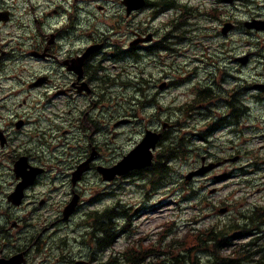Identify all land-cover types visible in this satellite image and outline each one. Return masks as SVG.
Segmentation results:
<instances>
[{
  "label": "rangeland",
  "instance_id": "rangeland-1",
  "mask_svg": "<svg viewBox=\"0 0 264 264\" xmlns=\"http://www.w3.org/2000/svg\"><path fill=\"white\" fill-rule=\"evenodd\" d=\"M5 1L8 7L13 11L14 17L24 22H31L35 19H45L47 20L46 22H72V20H68L69 15L71 13L75 14V18L80 17V22H84L82 24L83 26H81L82 30L87 29L89 31V27L91 26L92 29L94 24H97L98 27L101 26L103 30H112L108 37L111 38L112 41L116 39L119 40L121 51H127L130 43L137 41L134 39V34H132V31L137 28L146 32L144 35H148L149 33L155 34L158 44L154 45H157V48L153 45L154 47L152 49L141 53L142 55L137 60L132 58L129 59L125 56V58L120 61L119 65L111 62L108 66L117 65L119 68L125 69V75L130 74L133 78L137 76L139 77L138 81L143 79L149 83L151 95L155 96L158 102H156V106L150 109H140V107H138V109L140 110L141 119L144 117L149 118L150 114H152L157 121L155 126H159L158 128L162 125L161 122L163 120H165L164 122L175 125L176 121L174 118L176 115L171 116V112L178 113L179 106L182 105V103L192 101L194 99L195 89L208 87L212 82L213 85L216 82L217 87L220 89L232 87L230 82L224 79L223 73L218 70V67L237 70L240 69V67L233 62L232 58L234 56L246 54L248 52H256L258 48L264 53V47H259V44L264 46V34H247L248 30L242 26V23L252 19L264 20V0H242L232 5H227L223 3L222 0H178L192 7L194 10L206 12L203 15H198L197 19H193L188 25L180 27L178 31H174V26L171 24L172 22H168L171 18L176 16L174 11H168L167 14H161L154 18L152 15L155 13L156 9L153 8H149L140 13V16L136 18L138 22H134L133 20V22H130V26H126V23L121 22V28L116 30L115 26L118 24L119 18L123 13L122 9L117 5L121 0H78L77 2L76 0ZM258 4L261 6L260 8L257 6ZM32 7L37 8L36 15ZM102 7L106 9L102 10ZM212 8L216 10H212ZM55 9H59V15L52 19H48L46 17L47 12ZM66 10H68V12H66ZM216 14H219L217 16L219 19L214 17ZM228 22L236 25L240 24V26L234 29L229 36L225 37L222 35V28L224 24ZM178 23L179 22H175V24ZM169 32H173V34L167 38ZM181 32L187 35H182ZM180 34L181 37L179 38L178 36H180ZM158 45L162 51H157L155 53V50L158 49ZM166 47H168L169 50L163 51ZM209 56L214 57L213 61L215 65H208L210 63ZM247 70H250V73L246 72L249 80H251V77L264 76V60L262 61L258 58L254 59ZM119 72L121 73V71ZM141 73L144 74L140 75ZM237 76L243 77L240 72L237 73ZM166 81L168 85L173 83V81L180 85L160 90L159 85ZM255 81L256 80H252V82ZM262 83H264V80L255 82V84ZM134 86H130V90L124 91L125 103L129 105H120L121 108L118 110V113H120L121 116L128 113V111L136 105H131L132 101L130 97V92H133ZM222 90L226 91L225 89ZM255 90L249 91V101H251L249 104L253 106L256 117H252V122L248 123L249 126L252 127H249V129L243 133V136L236 140L240 148L239 152L244 159L242 162L233 163L235 164L234 166L229 165L225 167L238 171L235 178H233L231 182L226 183L229 185L224 184L222 187L221 185L223 183L216 185L218 188H222L218 195L210 198L207 193L204 192L202 201L185 202L182 208H180V203H177V201L182 199V195H177L178 193L172 191V189H163L158 194H152L151 196L153 197L151 199H147L143 197L141 189L138 187L136 188V182L131 185L128 183L123 184L120 189L119 185H105L101 178L95 173L91 174L80 188L83 195L82 207L70 223L64 224L59 222V216L61 214L58 213L57 206L60 202L52 203L51 208L45 212L43 218L40 219V216L37 215L27 221V223H32L36 226L37 234L35 235L34 241L39 238V244L31 251L30 264H63L62 256L59 251L60 247L66 249L65 254L70 256V258L83 253L89 255L91 248L88 249V246H91L92 243L91 237L86 236V234L91 232L89 225L94 223V218L91 216L97 213H99V215L103 214L108 208L114 207L118 200H121L122 205L133 207L135 216L133 222L134 234H129L130 236L128 234L120 235L113 244L112 251L110 250L109 253L102 255L100 257L102 261H97L95 264H128L123 258L122 253L131 246H134V250L139 254L151 252L153 257L149 259L148 262L161 261L163 252L166 246H168L165 244H170L171 242V238L166 237L169 223L173 221L177 223L175 226L178 232L175 234L174 229H169V231H173L174 237L182 241L186 237V230H184V228L188 218H197L198 215L200 218L202 217V220H198L200 225L196 226L198 230L209 228L213 225H220V228L224 229L223 226L225 224H230L234 218L237 220V217L240 215L239 210H241V212L248 210L253 202L259 201L264 203L263 194H257V191L254 190L253 187L243 182L240 176L243 171L242 173L239 171L240 168H245V165L250 161L254 162L257 155L264 156V126L263 130L259 133L251 131V128L254 126L261 125L260 121L264 124L263 106L258 104L255 100L250 99L252 96L257 95L256 93L258 90ZM54 96L53 98H56L54 101L56 104H60L64 100L60 98L61 96H56V94ZM246 97L248 98V96ZM46 98L49 97L47 96ZM84 103L85 101L82 100L80 103L81 106ZM159 106L163 108V111H159ZM197 109L198 112H202L203 110L201 107ZM95 112L97 114L99 113L98 110L95 109L92 116H95ZM97 119L99 120L100 118ZM177 120L182 121L181 119ZM132 130H134L133 124L116 130L121 134L116 137L117 139L115 138V141L119 143L110 151L103 147V161L105 163H116L121 157V154L125 151H130L140 141V135L133 134L132 132L134 131ZM177 130L178 129H174L170 131L172 134H175ZM182 130L185 129L182 128ZM112 132L113 131L110 129L109 141L111 142H113ZM220 134L221 132L217 133V135ZM218 147L226 151L229 145L221 143ZM219 148L212 149L210 154L214 157L224 158V153ZM195 160L197 162L190 161V159L181 160L173 165L174 173L172 179L176 181L181 190L188 191V187L190 186V194H192L193 190L197 191L202 185L209 186V189L215 186L209 185L212 184L209 183V178L203 180V182L195 180L190 185L185 184L184 177L191 170L200 166L197 165V163L199 164L201 162L200 155H197ZM65 172L66 169L62 168V173ZM219 173L220 172L214 174L219 175ZM248 178L251 179L252 177L249 176ZM120 183H122V181L118 182V184ZM233 188L237 191L235 194L236 197L226 203L235 206L236 209H232L230 213L227 212L224 215L219 214V210H215L213 205H219L222 199L227 198L231 194ZM51 190H53V188H51ZM151 193H153L152 189ZM246 193L248 199L242 201V199L246 197ZM60 194L61 196L64 195L62 192L60 193L58 191L50 193L54 198H57ZM68 195H70V188L68 190ZM220 197H222L221 200ZM235 198H238V200L236 201ZM209 204L211 206L210 208L208 207ZM242 205L244 207H241ZM92 210L95 211L93 212ZM18 214H20V212ZM26 214V212H23L21 216H25ZM239 223L242 227L247 228L242 221ZM125 224L126 222L122 221L120 226H125ZM28 230L32 229L29 228ZM16 235L20 241H23L26 237V233H17ZM252 237L255 238L256 236ZM59 239H64V241L60 242ZM252 240L250 236H246V238L236 239L234 243H242L244 241L253 243ZM262 241H260V244L261 248L264 249V242ZM194 243H196L194 237L187 238L184 247H189ZM156 247H161V249L157 250ZM171 249H176V254H180L181 251H184L183 248L177 249V247ZM168 250L170 249H166V251ZM112 252L115 254L114 258L116 259L110 262L111 256L108 254ZM170 254L166 255L169 259L171 257ZM224 254L229 255L232 253L231 251H226ZM207 255V253L202 255V259L205 261L208 260ZM260 258L259 254L251 255L249 259L243 261L241 264H258L255 260ZM209 262L210 261L204 262V264H209ZM200 263L203 264V262ZM136 264L142 263L138 261Z\"/></svg>",
  "mask_w": 264,
  "mask_h": 264
},
{
  "label": "flooded vegetation",
  "instance_id": "flooded-vegetation-1",
  "mask_svg": "<svg viewBox=\"0 0 264 264\" xmlns=\"http://www.w3.org/2000/svg\"><path fill=\"white\" fill-rule=\"evenodd\" d=\"M7 11L8 9L3 6V1L0 0V12ZM165 12L166 10H162L158 16ZM184 16L177 22H190V17L193 15L185 13ZM74 27V22H40L38 20L20 22L13 17L7 22H0V259H2L0 264H10L15 252L19 250L26 252L29 257L31 250L39 244V238L33 240L36 233L34 225L21 220V224L15 228L12 220L16 218L19 208L10 203V196L22 180L15 171L16 166L21 175L26 178L34 177L31 183L33 186L26 190L25 202L21 208H24L29 215H36L48 211L52 203L58 201L60 196L54 198L50 195L51 192L57 191L58 183L65 188H70L71 195L75 194L72 174L93 153L94 146L91 144L89 152L85 150L80 158L72 159L69 164L65 165L66 172L62 173L61 153L57 149L60 148V143L69 145L71 132L67 126L63 127L64 131L60 134L55 128L50 130L51 139H58L59 144L55 148L44 146L47 132L44 134L41 128L40 102L37 100L38 92L43 89L34 87L41 81L45 82L43 87L52 86L55 84V77L60 76L58 79L60 86L63 84L64 89L70 91L78 90V85H81L83 81H79L76 77L75 66L80 62L86 49L93 44H101L102 53L93 55L84 61L85 80L91 84L98 79L93 75V71L105 69L96 66L95 58H102L106 43L100 38L94 42L92 33L87 32L83 33L81 38L84 37L92 42L81 44L83 41H78V36L71 32ZM144 33L139 29L134 31L135 37L143 38L146 36ZM170 36L171 34H168L167 38ZM154 44H158L156 36L151 43L136 46L133 52H136L135 56L139 57L142 51L152 49ZM155 47L157 48V45ZM164 49L167 50L168 47ZM240 56L242 55L234 56V61ZM44 75L47 77H42ZM82 89L85 87L83 86ZM234 93L235 95L229 101L231 106L232 104L234 106V98H237L236 89ZM36 100L37 102H34ZM231 106L229 117L234 120L236 110ZM211 111L212 109L209 108L206 112H202L199 115L200 121H208L212 118ZM70 114L71 111L65 118L68 119ZM69 125L73 128L79 125L83 131L91 128L88 126L87 115L77 122L70 120ZM210 125H213V122ZM62 138L65 140L64 143L61 142ZM73 139H76V136ZM66 155L70 156V153L67 152ZM99 155L101 156L100 153ZM88 174L84 175L83 180ZM65 201L67 202L68 199ZM61 208L62 206L58 205L57 210L60 214ZM19 219L21 217L17 218ZM59 220L61 221V215ZM29 228L32 230H28ZM17 233H26L27 238L26 246L15 250L14 248L17 247L15 234ZM32 240L33 243H31ZM88 261L94 262L92 259ZM30 263L31 260L28 258L26 264Z\"/></svg>",
  "mask_w": 264,
  "mask_h": 264
},
{
  "label": "trees",
  "instance_id": "trees-1",
  "mask_svg": "<svg viewBox=\"0 0 264 264\" xmlns=\"http://www.w3.org/2000/svg\"><path fill=\"white\" fill-rule=\"evenodd\" d=\"M210 99H212V91L210 88L208 89H203V90H199L197 92V100L196 102H200V101H209ZM234 110L238 111V108L233 104L231 106ZM242 114L241 113H236V117L239 118ZM224 120L226 121L227 118H224ZM186 144H185V139H181L177 140V142L174 145H171L169 147H166L165 145L162 147V150L157 154L156 157V162L154 164V166L149 170V171H144L146 174H144L143 172H141L143 177H149L150 179V183L151 185L155 188V189H159L161 187L170 185L171 183L175 185L176 182H174L173 180H171L172 177V173L173 170L170 166V163L174 162V161H179L181 159H183L185 157L184 152L186 149ZM256 212V210L253 211V213L251 215H243V217L247 218V220L244 222V224L249 223L250 221L255 224L254 226H258L259 223L262 222V220H259V218H257L254 213ZM112 217V214L110 216V218ZM256 219V220H254ZM175 224L173 223V226ZM237 225V227L235 226ZM252 225V224H251ZM250 225V226H251ZM249 226V227H250ZM169 227V226H167ZM224 230H217L215 228H211L209 230H201L197 233H193L191 230L189 231V234H187L186 238L184 240H180L179 238H175L171 244H167L168 246H166L165 251L163 252V255H167L169 253H171L172 257L169 259L166 256H164L163 260H157V262H155L154 264H186V261L190 260L191 257L187 254L182 253V251L180 252V254H176V249H171V248H175L177 247V249H181L184 246V243H186L187 238L190 237H194V240L196 243L194 244H199L201 246V244H205V245H209L208 241H214L216 243V247H215V251L219 253L220 249H222V246H224V244H227L225 240H222L220 237L223 236V232L226 233H232L233 231H239L237 229H241L242 227L240 226V223H236V221H232L230 224H225L224 226ZM171 227L168 228V231L166 232V236L169 233V229ZM112 226L109 227L108 231H107V237H109V241L106 243V245L109 243L108 246H111V244L113 243V239L115 234L112 232ZM248 232V231H247ZM172 233V232H171ZM170 233V234H171ZM174 233L176 234L177 231L175 230V226H174ZM169 234V235H170ZM207 241V242H205ZM205 242V243H204ZM207 243V244H206ZM193 244V245H194ZM168 247V248H167ZM157 250H160L161 247H156ZM166 249H170L168 251H166ZM190 252H192L193 250L189 249ZM151 253H149L148 255H150ZM244 258H237V261L234 264L239 263L240 260H247L249 259L250 253L246 252L244 255ZM138 260H134V264H136Z\"/></svg>",
  "mask_w": 264,
  "mask_h": 264
},
{
  "label": "water",
  "instance_id": "water-1",
  "mask_svg": "<svg viewBox=\"0 0 264 264\" xmlns=\"http://www.w3.org/2000/svg\"><path fill=\"white\" fill-rule=\"evenodd\" d=\"M125 3L128 7L129 13L145 6V0H126ZM246 25L249 28H255L257 30L264 29V22H251L247 23ZM232 28L233 25L227 24L223 32L227 34ZM160 137V135L148 133L143 142L115 168L103 171L105 179L113 180L115 176L126 174L133 169H142L152 166L154 156L151 150L156 148ZM202 173L203 172L200 171L196 174ZM193 175H191L189 178H191Z\"/></svg>",
  "mask_w": 264,
  "mask_h": 264
},
{
  "label": "bare ground",
  "instance_id": "bare-ground-1",
  "mask_svg": "<svg viewBox=\"0 0 264 264\" xmlns=\"http://www.w3.org/2000/svg\"><path fill=\"white\" fill-rule=\"evenodd\" d=\"M213 264H217V261H214Z\"/></svg>",
  "mask_w": 264,
  "mask_h": 264
}]
</instances>
